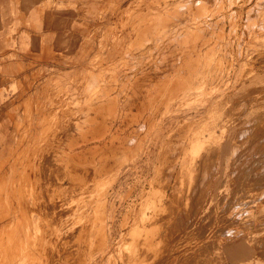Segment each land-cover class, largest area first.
<instances>
[{
	"label": "rangeland",
	"instance_id": "1",
	"mask_svg": "<svg viewBox=\"0 0 264 264\" xmlns=\"http://www.w3.org/2000/svg\"><path fill=\"white\" fill-rule=\"evenodd\" d=\"M97 2V10L92 11L98 13L92 20L95 29L87 30L79 51L72 56L56 52H42L40 55L45 54L46 57L40 58L32 55V60L55 62L57 68L24 72L26 78H34L31 80L33 82L38 77L40 80L42 77H45L42 80L50 77L56 79H49L45 85L38 86L39 100L23 103L24 130L19 132L17 144L9 152L8 164L0 165V226L5 225L0 230V264H68L73 261L74 264H226L222 254L223 245L236 240L248 242L253 252L257 253L252 263L247 264H264L263 0ZM80 18L84 19L85 16L81 14ZM85 22L82 24L87 27L90 22ZM66 77L72 79L65 80ZM172 79L179 80L175 82ZM197 80L206 83L199 87L194 84ZM163 81H172L176 86L163 84ZM180 81L181 85L178 86ZM160 84L166 88L163 85V89L158 88ZM142 85L146 91L142 90ZM152 85L158 89L154 91ZM174 87H183L185 91L183 88L176 91ZM19 88L24 96L30 98V84H20ZM159 90L160 94L163 95L164 91L170 98L157 93ZM167 91L175 94L170 96ZM146 93H151L149 96L152 97ZM144 95L147 100L156 96V100H150V103ZM211 95L216 97L210 110L200 117L202 119H187L196 116V107ZM163 97L167 102L162 100ZM224 101L227 103L220 104ZM137 102L145 104V107ZM158 103L161 104L158 108L164 106L162 110L159 109L161 111H157ZM148 104H151V109ZM142 107L147 109V113ZM169 113L182 115L177 123L181 124L183 119L189 125V128L186 126L175 132L177 146V140L183 141L187 136L192 137L190 134L196 136L199 133L205 134L208 144L209 128H213L211 144L215 140V146L220 138L217 124H223L230 117L234 120L233 125H237L233 127L231 137L238 135V129L251 125L246 130L244 140L238 141L237 138L236 145L242 142L243 147L238 151L242 154L248 152L251 159V155L262 157L260 160L263 164L252 171L257 175H248V169L239 173L238 183L232 185L231 178L238 170L235 169L237 164L232 161V138L228 137L219 152L218 161L222 158L220 175L214 181L213 214H210L209 206L196 211L189 209L184 206L186 196L179 194L174 198L175 211L168 212L158 225L160 235L150 237L151 242L146 244L144 234L139 235L142 229L137 231L136 226L131 224L139 213L160 203L165 194L159 185L161 188L158 191L162 192L160 197L148 195L146 200H140L141 186L153 179L156 167L158 174L159 169L163 170V164L157 161L153 165V175L150 169L145 172L142 163L139 165L145 156H151L150 163L154 156L161 161L157 146L162 142H157L149 154L148 149L143 154L142 142L144 140L145 143V137ZM240 117L245 119L238 125L236 118ZM168 124L171 123L167 119L164 133L169 129ZM181 136L184 139L180 140ZM123 138L128 139L123 144L128 146L134 140L133 145L128 146L130 151L128 147L127 150L115 147L116 152L113 148L115 156L120 151L114 160L111 146L120 144L119 140L125 141ZM83 139L87 140L84 143L87 148L79 158L83 164H87L89 171L99 169L100 163L102 165V161L109 160V157L112 161L107 160L108 165L98 179L89 172L90 178L77 185L66 179L63 169L68 164L67 152ZM207 144L199 145L196 152L194 146V154L190 148L189 155L206 153L207 148L211 147V144L210 147ZM6 168L8 175L4 176ZM124 169L128 170V175L126 179H121L123 184L117 185L116 173ZM59 181H63L67 189L63 197L52 193L51 184ZM221 184L223 191H232L231 206L228 205L230 198L225 197L228 193L224 196L223 191H219ZM35 201L41 206L43 203L59 202L63 209L66 208L69 223L63 228L53 229L52 225L55 228L56 224L52 220L54 214L41 207V229L35 222L32 224L34 227L23 229L22 221L31 218ZM221 205L225 209H221ZM85 209L87 212L83 213ZM241 209L242 213L239 212ZM224 216L229 219L224 220ZM181 217L185 218L181 220ZM191 218H195L192 226L182 225V221ZM105 222L108 223L107 229ZM44 225L51 226L52 231L47 228L51 235ZM75 227L78 229L75 230ZM229 228L233 232L225 237L226 231H221ZM57 230L59 234L63 232V235H58H62L59 241L56 239ZM78 230L82 234L78 237L83 238H79L80 245L78 238H65L67 234L75 236ZM43 242L51 248V256L47 252L43 253L45 255L40 252ZM66 249L68 251L64 253ZM76 256L80 257L76 259ZM78 260L79 263H76Z\"/></svg>",
	"mask_w": 264,
	"mask_h": 264
},
{
	"label": "bare ground",
	"instance_id": "2",
	"mask_svg": "<svg viewBox=\"0 0 264 264\" xmlns=\"http://www.w3.org/2000/svg\"><path fill=\"white\" fill-rule=\"evenodd\" d=\"M263 2H264V0H263ZM263 7H264V3H263ZM169 44H167V45H169ZM172 69H173V67H172ZM177 80H179V79H176V81L172 79V81H175V82H177ZM184 80L185 79L182 80L183 86H185V83H186V81L184 83ZM159 81H161V80H159ZM172 81L169 82V83L172 84L173 83ZM188 81H191V80L188 79ZM199 81L197 80L196 82H194V84H197L196 86H199V85H201L203 83L204 84L206 83V82H203V83L201 82L200 83ZM164 82L165 81H163V84H164ZM152 83H154V82H152ZM156 83L158 84V80H157ZM157 84H156V87H157ZM163 84H160L161 86H159L158 88L161 87V89H163L165 87ZM162 85H163V88H162ZM177 85L178 86L181 85V81L178 82ZM214 85H216V84H214ZM173 86H176V85H173L172 84V87ZM141 87H143V85ZM186 87H188V85H186ZM186 87H185V89H186ZM152 88L155 89L153 85H152ZM168 88H170V86L167 87V89ZM174 88H176V87H174ZM181 88H183V87H181ZM181 88L179 87V89H181ZM147 89H151V87L150 88H147ZM157 89H155L154 91H156ZM177 89H178V87L176 88V91H177ZM179 89H178V91H180ZM142 90H145L146 91L145 88L142 89ZM172 90L173 89H171L170 91H172ZM183 90H184V88H183ZM191 90H192V88H191ZM174 91L175 90H173L172 92H174ZM159 92H160V90L157 93H159ZM167 92H169V91H167ZM152 93H153V90H152ZM162 93L165 94L164 91ZM177 93H179V92H177ZM150 94H147L148 97H152V96H149ZM169 94H170V96H172L175 93L172 94L171 92H169ZM160 95H162V94H160ZM167 95L168 94H165V96H164L166 99H168L166 97ZM140 96H143V95H140ZM177 96H179V95H177ZM155 97L152 98V99H150V100H152V101L154 99L156 100ZM164 97L162 99L163 101H165L164 100ZM168 97H169V95H168ZM214 97H216V96L215 95L214 96L211 95L210 97H205L204 100H203V102L200 103L198 105V107H196V109L194 111V113L197 112L196 116H193L192 118L187 117V119H189L190 121H192L191 119H197V120L202 119L200 117H202L203 114L206 113V111L208 112L210 110L211 106L213 105ZM144 98H145V95H144ZM144 98H142V99L144 100ZM173 98H175V97H173ZM173 98H171V99H173ZM223 98H225V97L223 96ZM171 99H169V101H171ZM138 100H136V101H138ZM143 100H142V102L143 103H146ZM148 100H149V98H148ZM150 100L148 102L151 103ZM160 101L161 100H159V102ZM157 102H158V100H157ZM165 102H167V100ZM165 102H163L165 104L164 106H167V103H165ZM134 103H136V102L134 101ZM160 103H158L157 106H156L157 107V111L161 107L162 108L164 107L162 105L161 107L158 108V106L161 105ZM226 103H227V101H224V102H222L220 104H226ZM137 104H140L141 105L142 103L141 102L140 103L137 102ZM134 105H136V104H134ZM143 105L145 107V104H143ZM143 105H141V106H143ZM149 105H151V104H148L147 105L148 108L151 109V107ZM139 106L136 105V107H139ZM152 106H153V104H152ZM172 106H174V104ZM144 107H142V110L143 109L144 110L146 109ZM162 108H161V110H162ZM146 110H145V112H146ZM161 110H159V111H161ZM150 112H152V111H150ZM154 113H155V111H154ZM154 113L152 112V114H154ZM157 114H159V112H157ZM180 117H182V115L181 116H178V115H176L174 113H169V115L166 116V114H165V116L163 118H161V122L157 123L156 129L152 133H149L145 137V143H144V140L142 142V145L143 146H142V149L141 150L143 151V154L146 153V150L147 149H148L147 154L151 153L152 150H153V148H154V146L156 145V143L159 142V141L162 142V145L157 146L158 147V153L161 155V161L160 160H157V163L163 164V168H162L163 170L159 169L160 174H162L160 176V174H158L157 167H156V169L154 170V173L155 174H154L153 179L151 181H148L145 186H141V190H140V200L141 199L142 200H146V198H147L148 195H153L154 197H160V194H162V192L161 191H158L159 190V187H160L159 185H161L163 187V188H161V187L160 188L162 189L163 193L165 194L164 195V198L161 200L160 203H157L154 206H152V208L147 209V210H150L149 212L147 210H144L143 212L139 213L138 216H136L134 218L133 224H131V225H135L136 226L135 227V230L137 229V231H140V229H142V231L139 233V235L142 234V233L144 234L145 237L143 238V241L146 242V244H149L151 242L150 237L153 236V237L156 238L157 236L160 235V229H159V226L158 225L161 224V222L164 220L163 217L168 212L175 211V209L177 208V206H176V202H175L174 198L175 197H178L179 194H184L186 196L187 199H186V201L184 203V206H188L189 209H191V210L194 209L196 211V210H200L202 208H205V207L209 206L210 214H213V211H214L215 206H211V203H212V194H213L214 189H215V183H214V181L216 180V178H218L217 176L220 175V161H218L219 160V157H220L219 152H220V148L227 141V138L228 137H230V139L232 138L231 139V141H232V152H231V154L233 155V157H232L233 160L232 161H233V164H237V166L235 167V169L238 170V171L234 172L235 173L234 174L235 176L233 175V177L231 178V180H232V183L231 184L232 185H236L238 183V174L239 173H243L246 169H248V172H247L248 175H250V174L257 175L256 173H254L252 171L254 169H257L258 170V165L259 164H263V162H261V160H260L262 157H257V156L251 155L252 156V159H251V158H248V152L242 154V153H240L238 151V148L243 147V145H242L243 143L242 142H241V145H239V146L236 145L237 138H239L238 141L244 140V136H245V134L247 132L246 130H248L249 128H251V125H245V126H243L242 128L238 129V135L237 136L231 137L230 134L233 131L232 129H233V127H235L237 125H233V121L234 120L231 119V117H230V118L225 119V122L223 124H220V123L217 124L216 127H218L219 130H220V134H219V137L220 138L218 139V141L215 144V146H213L215 140H214L213 144H211L212 143V137H213V131H212L213 128H209V134L207 136L208 137V144H207V138H205V134L199 133L196 136L190 134L192 137H188L187 136V138L185 137L186 140L184 138H182V136H181L180 137V140H182V139H184V140L183 141H178L177 140V143L180 144V145L178 144V146H177V144H175L176 143L175 142L176 141V139H175V132L178 131V130H181V129L185 128L186 126L187 127L189 126L187 123L184 122L183 119H181V124H180V122L177 123V119H179ZM167 119L170 120V123L171 124H168L169 125V129L167 131H165V133H164L163 132V129H164L165 123L167 122ZM244 119H245L244 117L236 118V120H238V125L240 123H242V121ZM157 120H159V119L157 118ZM149 121H150V118H149ZM177 125H179V126H177ZM143 126H144V124H143ZM73 131L77 132L78 130H73ZM87 134H89V133H87ZM195 134H197V133L195 132ZM85 136H87V135H85ZM130 138H132V137H130ZM81 141H78L80 143L77 142L76 145H75V147L73 149H69V151L67 152V158H68V162L67 163L68 164L66 166V169H63V172H65V175H66V179H69V180L73 181L75 184H77V183L79 184L80 182L82 183V181H84L85 179L90 178L89 172L91 173V175H93V173H94L95 174V179H98L101 176V174L105 171V167L108 165L107 164L108 163L107 162L108 159H107V160L102 161V165L100 163L101 166L100 165L98 166L99 169L98 168H96V169L93 168V169H91L89 171V169L87 167V164H85V163L83 164V162H81L80 161V158H79L81 156V153L84 150H86V148H87V144H84V143L87 142V140L86 139H83V141L82 142ZM112 141L116 142L117 140H112ZM127 141H128V139H127ZM127 141L125 140V141L120 142V140H119L118 142L120 144L115 145V146L114 145L111 146L112 152H113V148H115V147L117 149H119V150L120 149H125V148L127 150V147L129 145H131V144L133 145L132 142H134V140H132V142L128 143V146H126L125 145L126 143L123 144V142H127ZM204 144H207L208 147H210V144H211V147L210 148H207V152L206 153H204L202 155L199 154V155H196V156L189 155V152L191 150L190 148H192L191 151L193 152L192 154H194V150L196 152V149L199 148V145L204 146ZM194 146H196L195 149H194ZM227 146L228 145H226V147ZM116 148H115V152L117 150ZM128 149H129V147H128ZM125 151L123 150V152H125ZM129 151H130V149H129ZM118 153H117V156H118ZM112 154H113V157L112 158H114V156H115L114 155V152ZM112 154H110V155H112ZM117 156H115V157H117ZM254 159H256L258 161L254 160ZM114 160H115V158H114ZM108 161H112V160H110V157H109V160ZM253 164H255L254 165L255 168L254 167H250ZM127 167H128V165H127ZM213 170H214V172H213ZM156 171H157V173H156ZM127 172H128V170H125L124 169L123 171H120L118 174L116 173L117 176H116L115 182H116L117 185L123 184V182L121 181V179L122 178L126 179V177L128 175ZM223 175H225V174H223ZM91 180H93V179L91 178ZM38 181H39V179H38ZM61 182H63V181H61ZM61 182L60 181L59 182H53L51 184L52 185L51 188H53L52 189L53 195H56V196L62 195L61 197H63V195H64V193H65V191L67 189L64 187V182H63V184ZM60 183H61V185H60ZM77 185H76V187H77ZM40 186H42L43 188L45 187L43 185H40ZM61 187H62V189H61ZM135 189H136V187H135ZM219 191H220V193H222V191H223V184L220 185ZM204 193H205V196L206 197L205 196H202L201 197V195L204 194ZM166 194H168V198L167 199H166ZM198 197H200V198L198 199ZM61 200H63V199H60L59 201H61ZM92 201H93V199H92ZM254 201H256V200H254ZM247 202H249V201H247ZM249 204H250V202L247 205H249ZM33 207H34V209H32L33 210V214L31 215V218H28L26 220L24 219L25 221L24 220L22 221L23 222L22 223V228L23 229H29L30 226H32L33 222L38 223L37 224V227H38V229H41L40 222H41V220L43 218L41 216V207H42L43 210L50 211V212H52L54 214V217L52 218V220L56 224H55V228L52 225V228L53 229H56V228L59 229L61 227L63 228L64 225H67L69 223V220L70 219L68 218V214H65L67 212L66 211V208L63 209L62 208L63 207L62 204H59V202H57V201L55 203L53 202V203H50V204L43 203L42 206L39 204L38 201H35L34 204H33ZM220 207H221V209H225L222 205ZM240 207H242L241 204H240ZM82 212L83 213L84 212L86 213L87 210L85 209ZM239 212L242 213L243 212L242 209ZM210 214H208V215H210ZM34 216H36V221L34 220ZM242 216H244V215L242 214ZM80 218H81V216H80ZM184 218L185 217H181V220L184 219ZM6 219H7V217H6ZM78 219L79 218H77V215H76V220L78 221ZM223 219L224 220L225 219H229V217L224 216ZM0 220H1V217H0ZM11 220H13V218H11ZM3 221H1V222H3ZM3 223H1V224H3ZM194 223H195V218L185 219L184 221H182V225H184L186 227L192 226ZM70 225L67 226V227H70ZM80 225L81 226H84V223H81L80 222ZM137 225H138V228H137ZM104 226L107 229L108 228V223L105 222L104 223ZM32 227H34V226H32ZM43 227L45 228V230H47V228L48 227L50 228L51 226L44 225ZM67 227H66V229H67ZM77 229L78 228L75 227V230H77ZM230 229L231 228L224 229V230L221 231V233H223V232L226 231L224 236L225 237L226 236L228 237L233 232ZM50 231H52L51 228H50ZM53 232H55V231H53ZM72 232H74V231H72ZM47 233L50 234L51 232H49V230H47ZM47 233L45 234V236L48 235ZM62 233L63 232H60V234H62ZM75 233H76L75 236L74 235L73 236H67L68 234L66 235L67 237L65 235L64 236H65V238H71V237H73L72 239H77L78 238V241L80 239H83L82 237L81 238L78 237V236L82 235L80 230H78ZM54 234L52 233V235H54ZM56 234H57V236L55 235L57 237L56 239L59 241L60 240V237L63 234L61 236H58V235H60L59 232H58V230H57V233ZM238 234L239 233H236L235 235H238ZM69 235H70V231H69ZM55 236H53V237L50 236V237L51 238H55ZM67 240H69V239H67ZM76 242H77V240H76ZM80 244H81V240H80V243H78V245H80ZM67 251H68V249H66L64 251V253H67ZM145 251L146 250H142V252H145ZM40 252H42V254L44 252H47L51 256L52 250H51V248H49L46 245V242H43L40 245ZM53 252H54V250H53ZM58 253L61 255V250H59ZM43 255H45V254H43ZM79 257L76 256V259H78ZM73 260H75V259H73ZM74 262L75 261L69 262L68 264H74ZM76 263H79V260Z\"/></svg>",
	"mask_w": 264,
	"mask_h": 264
},
{
	"label": "crops",
	"instance_id": "3",
	"mask_svg": "<svg viewBox=\"0 0 264 264\" xmlns=\"http://www.w3.org/2000/svg\"><path fill=\"white\" fill-rule=\"evenodd\" d=\"M97 3V0H0V165L8 164L9 152L17 144L19 132L24 130L23 103L39 100V87L49 79H56L50 77L42 80L45 78L42 77L40 80L36 77L37 80L33 82V77L26 78L24 72L56 67L55 62H37L31 56L44 57L45 54L40 55L42 52L72 56L79 51L87 30L95 29L92 20L98 13L92 11L97 10ZM81 14L85 16L84 19L80 18ZM85 21L90 22L87 27L82 24ZM59 68L62 67L59 65ZM20 84L32 86L30 98L23 95ZM150 158L143 157L139 165L142 163L145 172L150 169L153 175V165L158 157L154 156L152 163L149 162ZM6 170L4 176L8 175V168ZM223 193L225 196L228 192L224 189ZM231 196L230 190L225 197ZM228 205L231 206V198ZM3 227L5 225L0 226V230ZM222 254L226 264L252 263L257 256L253 247L243 240L225 243Z\"/></svg>",
	"mask_w": 264,
	"mask_h": 264
}]
</instances>
